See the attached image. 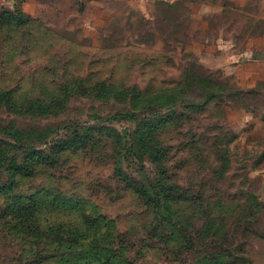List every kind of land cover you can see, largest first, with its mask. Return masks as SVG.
Returning <instances> with one entry per match:
<instances>
[{"label": "rangeland", "instance_id": "374dc122", "mask_svg": "<svg viewBox=\"0 0 264 264\" xmlns=\"http://www.w3.org/2000/svg\"><path fill=\"white\" fill-rule=\"evenodd\" d=\"M0 158V264H264V0H0Z\"/></svg>", "mask_w": 264, "mask_h": 264}, {"label": "trees", "instance_id": "16d2710c", "mask_svg": "<svg viewBox=\"0 0 264 264\" xmlns=\"http://www.w3.org/2000/svg\"><path fill=\"white\" fill-rule=\"evenodd\" d=\"M20 13H21V15L19 16V18L17 20L6 19V21L7 22L14 21V22H16L17 25L25 24L28 21L29 17L25 16L22 12H20ZM9 17H15V16L13 14L9 13ZM103 91L104 90H99V92H93V93H95V94H93V96L101 95V93H103ZM41 106L44 107L43 104ZM95 140L96 139H95V132L94 131H89V132H87V131L78 132L77 131V132H74L68 138H65V140H63V141L60 140L61 142L56 141V143L53 144L52 148L54 146L60 147V146L65 145L69 149H78L80 146H84V145L88 146V144L93 143V141H95ZM35 152H37V151H35ZM41 152H42L41 155H40V153L30 155V157H41V160L37 163L36 167H39L40 165H43V164L44 165L45 164L52 165V164H54L55 161H57L55 158L54 151H53L52 155L47 154V152H45V151H41ZM23 159L24 158L21 159L18 156L11 158V160L8 164V169H9V174H10L9 181H12V177L17 176V174L20 176L32 174L35 167L34 166L30 167L28 165H25V166L21 165V162H23L21 160H23ZM11 165H12V168L10 169L9 166H11ZM115 174H116V177L119 180L123 181L127 187H129L130 189L133 190V192L138 194L141 198H144L145 200H147L150 204L154 205V207H156V208L159 207L160 200H157L158 196H155L156 192L154 194H151L149 192V189H148L149 187L144 185L142 182H140L138 180V178L132 176L131 174L125 173V171L123 170L122 167H116L115 168ZM14 182L17 183L16 177H15ZM2 190L5 193L12 191V189L1 188L0 192ZM28 199L33 200L31 196ZM27 206H32V207L27 208V207L22 205V206L17 207V211L14 212V214H19L18 220L15 223V225L18 226L19 229H22V227L25 226L26 231L29 233H32L36 230H41V231H44L45 234H48L51 232V230H54V227L49 225V224L45 228L44 227L40 228L39 225H34L33 224V219H34L33 215L36 216V214L39 212V210H40L39 206L37 204H35V206L31 205V204L27 205ZM104 219H105V217L102 216V214L99 212V213H95L93 219H91L92 221H90V219L87 220V215L84 213V214H82V218L80 219V224L82 225V227L75 225V230L77 231V233H81L84 231H90V233L92 234L93 233L92 230H96V229L100 228L99 224ZM106 226H109V225H106ZM66 227H68V226H66L64 223H61L58 226V228H60L61 230L66 228ZM55 233L59 234V230H57ZM119 236L120 235L115 236V237L119 238ZM120 241H121V239H120ZM64 242H65V240H58V238H55V241H53L52 245H57L56 247L58 249V248L62 247ZM45 255H46V252H42V254H36L34 257H33V255H31L30 257L26 258V260H27L26 263L31 264L33 261H36V260L40 261V259L42 257H44ZM74 255H75L74 253L71 254V256H74ZM48 256L57 257L55 254H52V253H48ZM95 261H100V259L95 258Z\"/></svg>", "mask_w": 264, "mask_h": 264}]
</instances>
